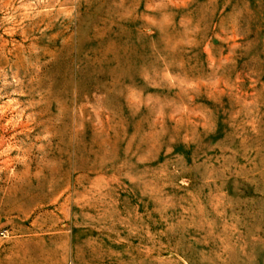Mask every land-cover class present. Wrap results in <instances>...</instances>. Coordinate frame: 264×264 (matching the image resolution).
Here are the masks:
<instances>
[{
  "label": "rangeland",
  "instance_id": "rangeland-1",
  "mask_svg": "<svg viewBox=\"0 0 264 264\" xmlns=\"http://www.w3.org/2000/svg\"><path fill=\"white\" fill-rule=\"evenodd\" d=\"M0 264H264V0H0Z\"/></svg>",
  "mask_w": 264,
  "mask_h": 264
}]
</instances>
